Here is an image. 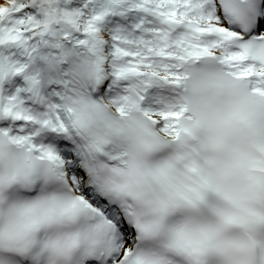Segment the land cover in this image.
Returning <instances> with one entry per match:
<instances>
[{
	"label": "snow or ice",
	"instance_id": "obj_1",
	"mask_svg": "<svg viewBox=\"0 0 264 264\" xmlns=\"http://www.w3.org/2000/svg\"><path fill=\"white\" fill-rule=\"evenodd\" d=\"M0 264H264V0H0Z\"/></svg>",
	"mask_w": 264,
	"mask_h": 264
}]
</instances>
